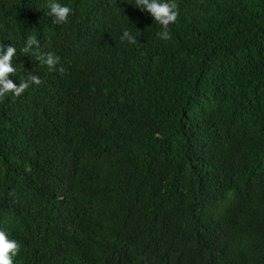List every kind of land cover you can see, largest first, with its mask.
<instances>
[{
    "label": "trees",
    "instance_id": "obj_1",
    "mask_svg": "<svg viewBox=\"0 0 264 264\" xmlns=\"http://www.w3.org/2000/svg\"><path fill=\"white\" fill-rule=\"evenodd\" d=\"M61 2L0 0L13 79L43 81L0 100L13 264H264V0H177L169 40L135 0Z\"/></svg>",
    "mask_w": 264,
    "mask_h": 264
},
{
    "label": "clouds",
    "instance_id": "obj_2",
    "mask_svg": "<svg viewBox=\"0 0 264 264\" xmlns=\"http://www.w3.org/2000/svg\"><path fill=\"white\" fill-rule=\"evenodd\" d=\"M49 12L53 24H64L68 21L69 15L74 9L68 3H62L61 0H48ZM141 11H147L148 14L161 26L162 30L158 35L165 40L172 38L170 24L176 23L180 15V9L177 0H135V6ZM122 39L135 44L137 36L133 34L130 28L125 27L122 32ZM20 51L26 54H35L38 60H41L48 66L49 71H56L60 64V56L54 51L41 52L40 40L37 35L31 34L27 37ZM18 49L16 45L11 44L5 48L3 42H0V100L9 94L13 98L21 96L26 89L33 84L43 83L40 75L30 73L27 78L20 79L19 82L13 79L12 74L17 72V67L13 63L14 56L17 58ZM60 73H64L66 68L63 65L59 67ZM21 252V244L17 239L11 238L9 234L0 228V264H13L14 257Z\"/></svg>",
    "mask_w": 264,
    "mask_h": 264
}]
</instances>
